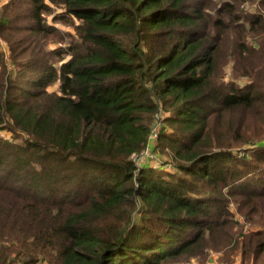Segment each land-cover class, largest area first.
<instances>
[{"label": "trees", "instance_id": "trees-1", "mask_svg": "<svg viewBox=\"0 0 264 264\" xmlns=\"http://www.w3.org/2000/svg\"><path fill=\"white\" fill-rule=\"evenodd\" d=\"M0 39V264H264V0H8Z\"/></svg>", "mask_w": 264, "mask_h": 264}, {"label": "rangeland", "instance_id": "rangeland-1", "mask_svg": "<svg viewBox=\"0 0 264 264\" xmlns=\"http://www.w3.org/2000/svg\"><path fill=\"white\" fill-rule=\"evenodd\" d=\"M8 2V0H0V9ZM253 10V8H251ZM54 13H60L59 9L54 10ZM52 12L51 14H46L44 16V20L46 22V24L48 26H53L55 28L58 29V31H60V33L64 34V33H68L71 36L70 37H74L75 33L73 28L70 25H63L62 23L59 22H53L52 21ZM74 23H77L76 21H74ZM61 35V34H60ZM64 36V41H53L52 42V37L49 38V44L48 47L49 49H55V48H63L67 46V43H69L70 37L63 35ZM28 37L27 36H23V39L26 40ZM8 43L3 40L0 39V52L4 53L6 56L9 55V48H8ZM7 59V58H6ZM226 79H228L230 77V68L226 70ZM34 76H31V78H33ZM48 90L50 92L53 91H57V83L50 86L48 88ZM155 123V122H154ZM0 137L2 139H7L10 141L11 139V134L10 132L6 131V130H0ZM13 140V139H11ZM15 143L20 144L22 142H20L19 140H13ZM263 142H264V137H263ZM164 161H166L165 156H162L160 154L157 153V151L155 150V148L153 147L152 151H150L147 154H145V152H143L140 156H138V159L135 160V162L139 165H143V164H147L149 163V165L154 166V167H159ZM229 211L232 213L233 215V219L234 221H236L238 223L239 228H243L242 231L245 232L248 225H246L243 217L237 212L236 206L233 203H230L229 205ZM254 228V227H253ZM224 256V253L222 251H208L205 260L201 263L200 260L193 258L190 260H186V261H181L179 263L176 264H226L224 261H222V257ZM237 254H235L234 257V262L232 264H249L247 262H241L239 258H237Z\"/></svg>", "mask_w": 264, "mask_h": 264}, {"label": "built area", "instance_id": "built-area-1", "mask_svg": "<svg viewBox=\"0 0 264 264\" xmlns=\"http://www.w3.org/2000/svg\"><path fill=\"white\" fill-rule=\"evenodd\" d=\"M159 124H160L159 121L154 123V125L150 129V133H149V137H148V143L146 145V148L140 154L134 155L132 157L133 161L137 160L138 156H140L143 152H145V154L148 155V153L150 151H152V149H153V147L156 144L157 139H158V127H159Z\"/></svg>", "mask_w": 264, "mask_h": 264}]
</instances>
